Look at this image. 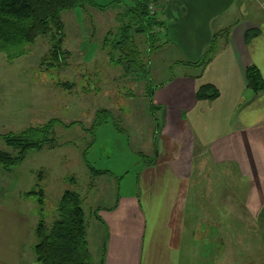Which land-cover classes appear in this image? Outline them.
<instances>
[{"label":"crops","instance_id":"obj_1","mask_svg":"<svg viewBox=\"0 0 264 264\" xmlns=\"http://www.w3.org/2000/svg\"><path fill=\"white\" fill-rule=\"evenodd\" d=\"M239 7V0H159L156 17L162 25L158 31L182 66L197 70L192 64L201 60L213 36L229 34L219 40L217 52L200 78L198 69L176 76L154 91L155 110L162 112L163 125H157L156 134L154 126H149L148 142L155 146V152L137 172L133 194L121 195L111 172L94 173L88 165L102 170L85 161L94 178L91 185L103 183L93 211V240L100 264H192L197 257L218 264L223 232L212 197L226 196L230 201L239 195L241 170L249 185L244 188L250 190L246 210L264 227V90L255 95L246 77L248 68L255 66L264 81V23L234 20L232 15ZM251 31L259 34L247 44L246 34ZM62 39L63 33L61 43ZM25 76V83L36 84L30 75ZM2 78L7 77H0V82ZM202 85L214 86L218 98L199 101L196 92ZM2 88L0 84V130L12 126L10 121L16 116L9 115L11 111L27 114L30 121L32 115H40V106L29 102V95L21 98L23 111L14 108L15 96H7ZM7 107L9 113L2 110ZM17 120L25 125L22 116ZM49 122L73 126L57 119L28 126L42 128ZM26 130L0 134V141L7 146L3 136ZM48 145L37 151L54 148ZM220 170L231 171L237 185L231 184L228 176H223L225 185H219ZM102 176L109 181H96ZM41 180L49 186L46 177ZM10 192L0 194V264H25L32 223L22 212L15 192ZM194 196L198 197L200 214L193 220L188 213ZM200 196H205L203 201Z\"/></svg>","mask_w":264,"mask_h":264},{"label":"rangeland","instance_id":"obj_2","mask_svg":"<svg viewBox=\"0 0 264 264\" xmlns=\"http://www.w3.org/2000/svg\"><path fill=\"white\" fill-rule=\"evenodd\" d=\"M116 1L133 4L132 0H94L101 6L110 5L109 9L101 11L87 7L64 11L61 14L63 39L60 46L59 34L53 29L39 36L29 46V54L25 57L10 61L6 53L0 52V77H7L0 82L1 90L7 96H15L12 99L14 108L25 111L21 103L25 94L29 95V102L40 106V115H32L31 121L27 114L9 113V107L3 108L16 119L10 121L11 127L6 125L5 131L1 129L0 134L21 133L29 128L28 125H46L52 119L73 125L69 128L49 125L51 130L46 138L50 140L48 146L53 145V149L45 147L41 151H31L19 167L9 171L0 165V194L14 191L22 212L32 223L31 237L25 249V264H32L36 259L34 247L38 239L34 232L40 224L47 229L52 227L58 218L57 206L65 191L79 192L83 198L92 264H100L95 252L96 241L93 240V211L103 183L97 182L96 187L91 185L94 178L85 161L97 170L111 172L116 177V187H120L121 195L133 194L137 172L153 157L155 149L148 142L149 126H154L156 134L157 125H163L162 112L155 110L159 112L155 121L150 110L151 87L156 88L176 76L198 71L178 63L179 57L159 33L160 28L155 27L152 45L147 37L134 36L143 67L137 63L135 71L128 72L119 63L121 56L116 45L121 37L123 20L118 18V14L125 7ZM239 6L232 15L234 20L264 23V0H239ZM157 15L151 17L157 21ZM25 75H30L36 84L28 80V84L25 83ZM20 116L24 118L25 125L17 120ZM0 153L13 157L18 154L5 146L2 140ZM220 172L219 185L226 183L223 176H228L230 183L237 185L231 171ZM240 174L239 195L235 194V188V196L230 197V201L226 196L221 198L219 193L218 198L212 197L218 206V221L223 232L218 264H264V227L246 210V193L249 194L250 190L247 180L242 177V170ZM43 177L48 179L49 186L41 180ZM109 179L102 176L96 181ZM246 185L248 188H244ZM31 190L36 194L25 198L23 193ZM204 198L200 196L202 201ZM197 200L198 197L194 196L189 208L188 218L190 216L193 220L200 214L197 213ZM192 264L216 262L213 259L202 261L197 257L192 259Z\"/></svg>","mask_w":264,"mask_h":264},{"label":"trees","instance_id":"obj_3","mask_svg":"<svg viewBox=\"0 0 264 264\" xmlns=\"http://www.w3.org/2000/svg\"><path fill=\"white\" fill-rule=\"evenodd\" d=\"M132 1V5L123 4L121 1L115 2L125 7L124 12L118 14V18H123V20L120 29L121 37L116 45H118L121 56L119 63L126 67L128 72L135 71L134 66L137 63L139 67H143L140 53L134 44V36H145L151 44L155 27L162 25L150 16L145 0ZM87 7L106 11L110 5L101 6L94 0H0V52L6 53L10 61L24 57L29 54V46L34 44L39 36L46 35L53 29L59 34L60 46L63 33L61 14L67 10L86 9ZM227 34L229 33L215 34L201 60L192 64L201 70L197 78L202 76L203 70L217 52L219 40ZM258 34V31L247 33L246 43L249 44ZM246 77L248 88L255 95L264 90L263 78L255 66L248 68ZM165 84H160L156 88L151 87L150 90V110L155 121H157V115L152 90L155 91ZM218 96V90L212 85H202L196 92L199 101L214 100ZM49 125L52 123L42 128H29L19 135L3 136L7 146L16 150L18 154L13 157L0 153V165L7 171L12 170L22 164L29 152L39 150L43 145L49 144L50 140L46 138L51 130ZM88 167L94 173L108 174L107 171H96L90 165ZM35 194V190H32L24 196L30 197ZM57 215L58 218L50 229L40 224L35 232L38 239L34 247L36 261L39 264H92L82 196L74 191H65L59 200Z\"/></svg>","mask_w":264,"mask_h":264},{"label":"built area","instance_id":"obj_4","mask_svg":"<svg viewBox=\"0 0 264 264\" xmlns=\"http://www.w3.org/2000/svg\"><path fill=\"white\" fill-rule=\"evenodd\" d=\"M147 4V10L150 16L157 13L159 0H145Z\"/></svg>","mask_w":264,"mask_h":264},{"label":"water","instance_id":"obj_5","mask_svg":"<svg viewBox=\"0 0 264 264\" xmlns=\"http://www.w3.org/2000/svg\"><path fill=\"white\" fill-rule=\"evenodd\" d=\"M152 93H154V91Z\"/></svg>","mask_w":264,"mask_h":264}]
</instances>
